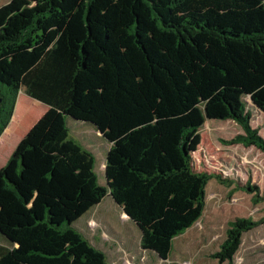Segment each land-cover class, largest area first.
Here are the masks:
<instances>
[{"label":"trees","instance_id":"16d2710c","mask_svg":"<svg viewBox=\"0 0 264 264\" xmlns=\"http://www.w3.org/2000/svg\"><path fill=\"white\" fill-rule=\"evenodd\" d=\"M21 90L48 109L0 168V264H108L73 226L106 195L167 260L203 215L208 182H229L193 167L200 109L241 124L226 142L264 151L238 100L264 112V0H12L0 6V135ZM67 116L111 142L106 186ZM230 225L220 262L258 222Z\"/></svg>","mask_w":264,"mask_h":264},{"label":"rangeland","instance_id":"374dc122","mask_svg":"<svg viewBox=\"0 0 264 264\" xmlns=\"http://www.w3.org/2000/svg\"><path fill=\"white\" fill-rule=\"evenodd\" d=\"M12 0H0V6ZM18 97L19 109H24V90ZM252 113L251 126L264 137V112L257 108L249 96L238 98ZM40 109L47 105L40 103ZM38 114L25 120L35 122ZM25 112V111H24ZM211 115L207 108H201L194 118L198 124L191 143L193 167L197 171L222 175L229 182L223 184L212 178L207 184L206 206L201 218L173 242V249L167 260L141 244V229L125 215L110 195L79 217L73 226L105 253L108 264H264V201L255 202L254 192L246 185L251 183L264 193V151L254 145L230 144L226 140L244 129L239 122L225 116ZM72 137L80 141L95 155V172L101 185L106 186V159L111 143L91 122L67 116ZM29 125V124H28ZM15 135L12 141H15ZM237 218L257 221L258 225L243 233L241 244L234 258L220 262L212 257L227 238L230 222Z\"/></svg>","mask_w":264,"mask_h":264},{"label":"crops","instance_id":"0c3cea01","mask_svg":"<svg viewBox=\"0 0 264 264\" xmlns=\"http://www.w3.org/2000/svg\"><path fill=\"white\" fill-rule=\"evenodd\" d=\"M21 93V92H20ZM19 93V95H20ZM19 97V96H18ZM25 104L24 109H19L18 99L15 106L14 114L11 118V121L4 132L0 135V168L6 163L8 158L11 156L12 152L16 148L17 144L23 138V136L28 132L32 125L46 112L47 108L40 109V101L26 96L24 98ZM36 104V105H34ZM34 106L39 107V118L33 123H28L27 121L21 120V118L28 115V112L31 111ZM25 111V112H24ZM29 124V125H28ZM15 135V141H12V137Z\"/></svg>","mask_w":264,"mask_h":264},{"label":"water","instance_id":"95a60500","mask_svg":"<svg viewBox=\"0 0 264 264\" xmlns=\"http://www.w3.org/2000/svg\"><path fill=\"white\" fill-rule=\"evenodd\" d=\"M251 101H252V100H251ZM94 125H95V124H94ZM95 126H96V125H95ZM96 127H97V126H96ZM98 130H99L100 133H103V132L101 131V129L98 128ZM110 143H111V142H110ZM105 171H106V168H105ZM105 176H106V173H105ZM106 180H108V179H107V176H106ZM126 215H127V214H126Z\"/></svg>","mask_w":264,"mask_h":264}]
</instances>
